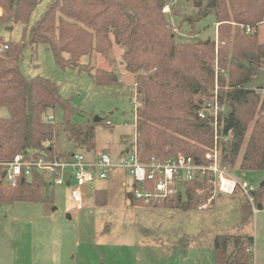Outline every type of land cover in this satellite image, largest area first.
Instances as JSON below:
<instances>
[{
	"label": "trees",
	"instance_id": "16d2710c",
	"mask_svg": "<svg viewBox=\"0 0 264 264\" xmlns=\"http://www.w3.org/2000/svg\"><path fill=\"white\" fill-rule=\"evenodd\" d=\"M41 1L0 0V31L22 26L18 43L0 35V109L8 111V117L0 118V161L24 151L67 159L73 150L62 145L64 134L77 148L87 152L96 148L97 124L73 123L77 109L59 86L21 71L27 47L46 46L60 68L84 69L99 87L118 84L119 73L84 66L81 60L94 54L108 57L118 47L122 70L133 77L138 95L135 137L141 162L152 156L164 161L185 156L206 164L205 146L215 136L214 117L207 111V118H201L200 113L217 101L222 165L238 179L246 173H264V86L243 88L256 71H264L263 26L252 34L240 27L264 23V0H208L207 7L216 11L220 24L218 44L179 41L163 13L167 5L163 0H50L31 25ZM185 1L196 8L203 5V0ZM56 107L62 110V122L47 121ZM212 193L208 179L196 180L185 185L184 193L155 206L197 209ZM252 197L255 208L264 210V186H255ZM0 203H40L48 210L55 197L44 176L37 174L15 189L0 185ZM230 240L226 235L216 237L215 264H249L253 239L248 246H235L232 253Z\"/></svg>",
	"mask_w": 264,
	"mask_h": 264
},
{
	"label": "rangeland",
	"instance_id": "374dc122",
	"mask_svg": "<svg viewBox=\"0 0 264 264\" xmlns=\"http://www.w3.org/2000/svg\"><path fill=\"white\" fill-rule=\"evenodd\" d=\"M163 1L173 2L165 16L179 41L214 40L218 44L220 24L216 11L207 7L208 0H203L200 8L185 0ZM49 2L41 1L31 25L42 17ZM0 35L18 43L22 26L12 32L1 30ZM260 42L264 43V26ZM121 54L116 47L108 57L94 54L81 60L84 66L117 70L120 82L105 87L97 86L84 69L60 68L52 51L43 45L27 47L20 62L26 76L51 79L61 95L72 100L77 109L73 123L101 119L95 122V152L99 154L112 155L122 149L124 138L127 143L135 138L138 95L133 77L122 70ZM48 116L57 123L63 120L59 107L49 111L46 120ZM6 117L7 109H0V118ZM61 143L89 156L69 144L66 134ZM123 172L104 181L96 179L89 185L90 192L82 195L80 205L73 201L70 188L54 186L50 189L55 203L48 210L40 203H0V264H215L214 242L220 235L231 237L229 253L237 240L238 246H248L253 239L249 264H264V210L244 222L241 209L249 201L241 191L233 196L212 193L197 209L147 206L129 199L133 179L127 170ZM244 179L257 187L264 173H246ZM104 190L106 193H99Z\"/></svg>",
	"mask_w": 264,
	"mask_h": 264
},
{
	"label": "built area",
	"instance_id": "2783aa9c",
	"mask_svg": "<svg viewBox=\"0 0 264 264\" xmlns=\"http://www.w3.org/2000/svg\"><path fill=\"white\" fill-rule=\"evenodd\" d=\"M171 7L173 2L164 7L163 13H170ZM258 26L262 27L264 23L256 27L240 25L242 31L247 34L256 32ZM7 48V46L4 47V49ZM136 105H138L137 101ZM207 111L214 117L215 136L205 146L206 164H198L193 158L185 156L166 161L152 156L148 162H141L135 137L130 148L117 159L107 153L88 158L83 153L73 152L64 160L49 159L44 154L31 151L18 153L11 160L0 161V185L15 189L22 182L32 181L33 177L39 174L44 176L50 187L70 188L73 201L80 205L82 195L85 194L83 189L86 186L96 179H107L114 169L120 168L127 170L133 179L132 202L155 206L166 199L184 193L187 183L208 179V184L213 187L214 195L233 196L237 191H241L252 205L254 213H257L259 210L255 208L252 197L255 186L245 179L236 178L221 163V137L217 133L219 111L217 101L209 105L207 110L202 111L200 117L207 118ZM53 120V117H47V121L53 122ZM139 183L142 185L139 186Z\"/></svg>",
	"mask_w": 264,
	"mask_h": 264
},
{
	"label": "water",
	"instance_id": "95a60500",
	"mask_svg": "<svg viewBox=\"0 0 264 264\" xmlns=\"http://www.w3.org/2000/svg\"><path fill=\"white\" fill-rule=\"evenodd\" d=\"M264 86V71L263 70H259V71H256L255 73V77L250 80L249 82H247L243 88L244 89H250V88H258V87H263ZM101 119L100 118H95V122H100ZM142 183H139V186H141ZM261 187L264 186V180L263 182L260 184ZM84 193H88L89 191V186H86L84 189H83ZM133 196L132 194L129 195V199L132 200ZM254 211H253V207L251 204H246L245 206L242 207L241 209V217H242V220L244 222L248 221L251 216L253 215ZM239 244V240L236 241L235 243V246L237 247Z\"/></svg>",
	"mask_w": 264,
	"mask_h": 264
},
{
	"label": "crops",
	"instance_id": "0c3cea01",
	"mask_svg": "<svg viewBox=\"0 0 264 264\" xmlns=\"http://www.w3.org/2000/svg\"><path fill=\"white\" fill-rule=\"evenodd\" d=\"M135 134H136V132H135ZM122 142L124 143V145H123V147H122V149L120 150V151H118V152H114L113 154H112V156H113V158L114 159H117L123 152H125L126 150H128L129 148H130V145L132 144V142L131 143H127V138H124L123 140H122ZM99 153H97V152H89V156L88 155H86L88 158H93L94 156H96V155H98ZM123 170L124 169H120V168H116V169H114L111 173H110V175H109V177L107 178V179H109L110 177H113V175L114 174H116V173H121V172H123ZM125 171V170H124ZM124 173V172H123ZM107 179H105V180H107ZM101 181H104V180H101ZM90 192V188H89V191H88V193ZM106 193V190H104V191H102V192H99L100 194L101 193ZM104 195H106V194H104Z\"/></svg>",
	"mask_w": 264,
	"mask_h": 264
}]
</instances>
